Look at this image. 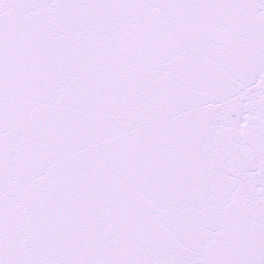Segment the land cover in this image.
<instances>
[{
    "label": "snow or ice",
    "instance_id": "snow-or-ice-1",
    "mask_svg": "<svg viewBox=\"0 0 264 264\" xmlns=\"http://www.w3.org/2000/svg\"><path fill=\"white\" fill-rule=\"evenodd\" d=\"M0 264H264V0H0Z\"/></svg>",
    "mask_w": 264,
    "mask_h": 264
}]
</instances>
